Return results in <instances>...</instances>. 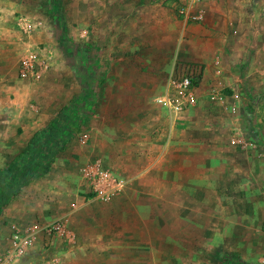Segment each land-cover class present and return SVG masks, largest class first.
<instances>
[{
    "label": "rangeland",
    "instance_id": "obj_1",
    "mask_svg": "<svg viewBox=\"0 0 264 264\" xmlns=\"http://www.w3.org/2000/svg\"><path fill=\"white\" fill-rule=\"evenodd\" d=\"M146 2L163 4L179 21H186V39L191 34L188 28L192 30V25L202 23V19L190 14L196 6L193 0H0V76L4 79L0 81V100L9 87L20 83L18 66L26 54L28 40L41 45L42 50L52 52L55 63L39 88L33 86L34 95L49 101L67 95L58 104L51 124L52 127L60 121L69 128L66 146L58 152V158L66 155L79 159L78 150L83 148L90 153V162L111 158L112 166L122 170L120 174L128 180L127 189L110 204L97 201L85 183L84 193L75 192L66 198L64 214L58 220L68 221L66 232L71 240L67 246L70 254L64 261L262 264L264 63L252 79L206 88L210 94H202L189 107L193 111L187 123L192 127L182 139L199 145L184 149L191 155L184 156L182 175L179 179L174 176L171 191L161 167L159 137L163 127L152 124L154 149L150 153L143 151L141 164H135L129 119L132 112H139V106L123 100L103 102L100 93L101 70L97 64L103 56L108 57L112 46L124 56L121 60L134 62L141 58L139 46L151 42L148 35L153 32L146 31L151 23L144 19L135 22L128 14L132 3L145 10ZM259 3L263 20L252 25L264 33V0ZM252 5L253 2L250 7L255 11ZM178 6L188 7V14L180 16ZM112 29L119 30L115 38L109 33ZM134 30L145 33L136 37ZM174 59V73L165 82L181 71L199 76L196 65ZM48 75L53 77L50 79L56 84L55 91L47 88ZM65 80L70 85L68 90ZM42 84L45 89H41ZM200 84L198 80L197 89ZM69 109L74 117L80 116V124L61 121ZM102 124L108 127L105 133L101 132ZM81 134L89 138L85 146L79 141ZM236 138L253 146L233 145ZM99 149L103 152L99 153ZM86 164L77 166L80 178V169ZM60 262L65 264L62 259Z\"/></svg>",
    "mask_w": 264,
    "mask_h": 264
},
{
    "label": "crops",
    "instance_id": "obj_2",
    "mask_svg": "<svg viewBox=\"0 0 264 264\" xmlns=\"http://www.w3.org/2000/svg\"><path fill=\"white\" fill-rule=\"evenodd\" d=\"M259 1L203 0L190 13L191 16L202 19V23L192 25V30L191 27L188 28V34H191L187 39L186 21H179L171 8L166 9L163 4L146 2L144 10L137 3H132L129 18L135 22L140 19L148 20L151 28L146 31L153 32L148 35L152 38L151 42L143 43L144 46L140 45L138 48L142 59L125 62L121 60L124 57L121 52L112 46L110 54H106L108 57L103 56L104 59L97 64L101 70L100 93L103 102L115 103L123 100L139 106V112H132L129 119L132 138L130 147L135 153V164H141L143 151L150 153L154 149L152 124L158 128L163 127L159 137L161 167L166 172L164 177L171 186V191L176 179L174 176L179 179L182 175L184 156L191 155L185 154L184 149L199 145L182 139V135L191 130L192 124L187 123V117L192 114V109L188 108L179 118L155 103L157 95L167 91L168 82L165 80L174 73L173 59H184L185 62L196 65L195 69L200 71L198 74L201 84L194 91L193 103L199 101L202 94L204 97L210 94L206 93V88L224 83L232 86L252 79L263 68L264 63V33H261L259 27L252 25V22L263 20V13L258 10L262 5ZM252 2L255 11L251 10ZM254 3H258V6ZM163 23L165 24L162 25ZM118 31L112 29L109 33L115 38L119 35ZM142 33L145 32L132 31L136 37L142 36ZM41 47L28 40L26 54L23 56L29 52L39 55V78L21 80L18 66L20 83L9 87L4 98L0 100V197H6L5 203H0V257L10 248L12 227L23 231L59 222L63 226L62 234L51 236L44 230L38 232L27 262L60 264L62 259L66 264L64 260L70 254L67 246L71 241L69 233L66 232L68 221L58 220L64 214L66 198H71L75 192L84 193V182L79 177L77 166L90 163L92 157L88 158L90 153L80 148L79 159L66 155L58 158V152L63 150H58L60 146H57L53 138L61 146H66L65 133L63 130H60L61 135L52 136L48 133L53 124L52 118L60 107L58 104L66 100L67 95L55 96L53 101L34 95L33 86L39 88V83H43L41 80L52 71L55 63L52 52L45 48L42 50ZM44 62L48 64V68H43ZM48 77L49 81L47 78L45 80L48 83L47 88L55 91L56 84L51 81L52 76ZM0 79L4 80L1 76ZM45 87L42 84L41 89ZM66 87L67 90L70 87L67 80ZM34 106L38 108L34 109ZM106 130L108 127L102 124L101 132L105 133ZM104 161L119 172L120 169L116 170L112 166L111 158Z\"/></svg>",
    "mask_w": 264,
    "mask_h": 264
},
{
    "label": "built area",
    "instance_id": "obj_3",
    "mask_svg": "<svg viewBox=\"0 0 264 264\" xmlns=\"http://www.w3.org/2000/svg\"><path fill=\"white\" fill-rule=\"evenodd\" d=\"M203 0H193V5H200ZM178 13L180 16L188 14V7L178 6ZM40 57L36 52H29L23 57L19 64V78L23 81L37 79L40 76ZM43 68H48V64L44 62ZM200 76L194 75L189 71L177 72L168 81L167 91L156 98L157 105L165 108L172 116H181L192 104L194 100V91ZM233 112H237L234 107ZM70 115V109L64 112ZM58 127L68 134V124L62 125L58 122ZM55 124V126H57ZM53 131V132H51ZM51 132V133H50ZM48 135L56 136V130L53 128ZM61 135V134H60ZM55 143L60 146L58 150L63 148L56 138ZM79 141L82 145H87L89 138L85 134L79 136ZM233 145H243L252 147L253 144H247L245 141L236 138L232 140ZM80 173L82 180L87 188L94 195L95 199L103 204L112 203L119 195H121L128 186V180L112 167L107 165L102 160H95L81 167ZM40 230L48 232L51 236L54 234H62L63 226L57 222L46 225L44 227L36 226L28 228L27 230H19L17 227L12 228L10 248L7 253L0 258V264H29L28 256L30 250L34 247L37 234ZM264 234V226H263ZM36 264H45L44 261H39ZM264 264V257L262 259Z\"/></svg>",
    "mask_w": 264,
    "mask_h": 264
},
{
    "label": "trees",
    "instance_id": "obj_4",
    "mask_svg": "<svg viewBox=\"0 0 264 264\" xmlns=\"http://www.w3.org/2000/svg\"><path fill=\"white\" fill-rule=\"evenodd\" d=\"M79 119H80V116H76V117H74L73 116V113L71 112V110H70V115H68V113H65V114H63L62 115V118H61V121H64L65 123H69V122H71V123H75L76 125H78V124H80V121H79ZM54 129V130H56V135H59L60 134V127H58V126H52L51 127V129ZM51 132H53V131H51ZM50 132V133H51ZM5 201H6V197L4 198H2V197H0V203L1 204H4L5 203Z\"/></svg>",
    "mask_w": 264,
    "mask_h": 264
}]
</instances>
